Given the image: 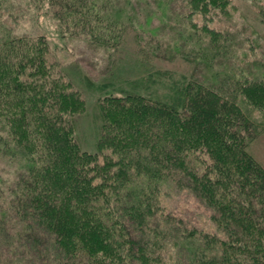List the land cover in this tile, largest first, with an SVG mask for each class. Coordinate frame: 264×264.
Returning <instances> with one entry per match:
<instances>
[{
  "label": "trees",
  "instance_id": "obj_1",
  "mask_svg": "<svg viewBox=\"0 0 264 264\" xmlns=\"http://www.w3.org/2000/svg\"><path fill=\"white\" fill-rule=\"evenodd\" d=\"M81 2L55 0L56 11L88 27ZM189 3L207 10L228 0ZM47 51L42 37L0 43V122L28 162L9 208L26 234L52 239L56 264H162L167 253L168 264H264V168L247 151L243 133L252 124L236 105L157 70L169 78L167 92L141 93L154 81L150 73L97 98L95 149L88 151L75 135L83 91L56 74ZM82 83L90 91L114 85L87 75ZM250 85L264 99V81ZM197 150L210 158L200 161ZM166 185L197 197L211 228L164 210L159 189ZM6 214L0 211V233Z\"/></svg>",
  "mask_w": 264,
  "mask_h": 264
},
{
  "label": "rangeland",
  "instance_id": "obj_2",
  "mask_svg": "<svg viewBox=\"0 0 264 264\" xmlns=\"http://www.w3.org/2000/svg\"><path fill=\"white\" fill-rule=\"evenodd\" d=\"M80 1V20H90L88 27L74 26L65 14L58 15L55 0H0V43L19 37L44 39L53 70L83 91L86 109L75 127L83 149H95L97 98L115 87L128 88V80L150 73L154 81L141 93L167 92L169 78L158 76L160 70L197 81L236 105L252 124L250 132H242L247 151L264 168V99L250 85L264 81V0H228L224 8L207 10L192 9L189 0ZM84 75L97 85H114L86 90ZM192 152L200 161L210 158L205 151ZM27 165L26 153L0 122V211L5 210L11 222L6 221V233H0V257L9 256L7 264H56L52 239L26 234L9 208ZM166 186L159 189L164 210L189 224L211 228L210 212L197 197L185 187ZM170 256L167 253L162 264L170 263Z\"/></svg>",
  "mask_w": 264,
  "mask_h": 264
}]
</instances>
